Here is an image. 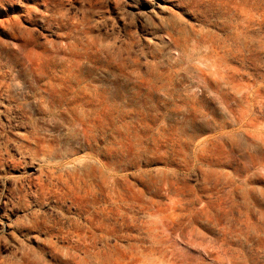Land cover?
Instances as JSON below:
<instances>
[{
    "label": "rangeland",
    "instance_id": "1",
    "mask_svg": "<svg viewBox=\"0 0 264 264\" xmlns=\"http://www.w3.org/2000/svg\"><path fill=\"white\" fill-rule=\"evenodd\" d=\"M0 264H264V0H0Z\"/></svg>",
    "mask_w": 264,
    "mask_h": 264
}]
</instances>
